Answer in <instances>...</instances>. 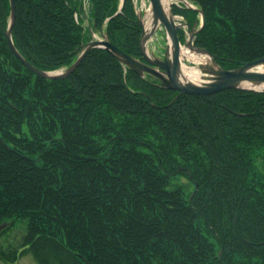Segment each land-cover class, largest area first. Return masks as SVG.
<instances>
[{
    "label": "trees",
    "instance_id": "obj_1",
    "mask_svg": "<svg viewBox=\"0 0 264 264\" xmlns=\"http://www.w3.org/2000/svg\"><path fill=\"white\" fill-rule=\"evenodd\" d=\"M189 1L205 17L194 43L220 66L264 56V0ZM14 2L12 41L39 69L68 66L93 32L140 55L132 0ZM9 10L0 0V225L23 229L5 261L264 264V91L178 94L100 47L44 78L9 48Z\"/></svg>",
    "mask_w": 264,
    "mask_h": 264
},
{
    "label": "water",
    "instance_id": "obj_2",
    "mask_svg": "<svg viewBox=\"0 0 264 264\" xmlns=\"http://www.w3.org/2000/svg\"><path fill=\"white\" fill-rule=\"evenodd\" d=\"M148 1L151 18V26L149 29H145V20L142 12H137V20L141 28V34L139 37L140 58L125 53L111 43L106 34H102V39L95 38L86 42L80 49L77 58L64 70L49 71L39 69L29 63L20 54L12 41L11 31L16 13L14 0H9V20L4 34L8 46L20 62L31 72L44 78H64L68 76L78 66L79 62L89 49L93 47H103L119 62L136 72L138 75L142 77L148 74L152 75L160 81L162 87L177 90L178 94H211L227 88L237 87L264 91V56L251 61L239 62V66L236 68L225 69L218 65L215 58L208 50L202 47H197L193 43L195 34L200 31L205 23L201 9H198L201 13V25L196 29L197 21L193 22L191 27L187 21L176 23L169 3L166 7L163 0ZM179 1L185 3L187 7L195 9V7L188 1ZM160 24L163 26L168 39L164 46L162 56L156 55L148 48V41ZM181 25L188 28V37L184 42L188 49L192 52L206 55L209 59L206 62H200L196 65L203 79L199 83H193L192 81L184 79L181 73L180 41L178 36V28ZM195 189H197V183H195ZM192 195L193 192L191 193L190 198ZM4 225L5 224L1 225L0 229Z\"/></svg>",
    "mask_w": 264,
    "mask_h": 264
},
{
    "label": "rangeland",
    "instance_id": "obj_3",
    "mask_svg": "<svg viewBox=\"0 0 264 264\" xmlns=\"http://www.w3.org/2000/svg\"><path fill=\"white\" fill-rule=\"evenodd\" d=\"M169 1L175 2V3L177 2L176 0H169ZM137 5H138V9L143 14L145 12L144 10H145L146 4L144 6L142 0H137ZM175 18H176V21L183 19L180 16H178V18L177 17ZM163 31H164L163 28L159 29L156 35V39H154V41L152 42H149V47L151 51L157 55H162L165 43L167 41ZM94 34L95 35H93V38H97L100 36L99 33H94ZM182 50L191 52L197 57L196 60H190L182 56V62L185 63L186 65L196 66L197 64H199V62H206L208 60L207 56L192 52L187 47H184ZM22 223L23 222L21 221H17L16 223L9 224L2 229V231L0 232V244H2V247L6 246V244L9 241L17 240L19 238L20 233H21V228L23 229ZM3 264H38V263L30 252L25 251L24 253H20L19 257L15 261L13 262L4 261Z\"/></svg>",
    "mask_w": 264,
    "mask_h": 264
},
{
    "label": "bare ground",
    "instance_id": "obj_4",
    "mask_svg": "<svg viewBox=\"0 0 264 264\" xmlns=\"http://www.w3.org/2000/svg\"><path fill=\"white\" fill-rule=\"evenodd\" d=\"M165 6L167 7L169 0H163ZM151 26V18H150V14L149 11L146 14L145 17V29H149V27ZM181 57L184 56L186 59H190V60H196L197 57L192 54L191 52L188 51H184L181 50L180 53ZM180 68H181V73L184 79H187L189 81H192L193 83H199L201 82L203 79L199 73V71L197 70L196 66H190V65H186L185 63L180 62ZM246 85V84H244Z\"/></svg>",
    "mask_w": 264,
    "mask_h": 264
},
{
    "label": "flooded vegetation",
    "instance_id": "obj_5",
    "mask_svg": "<svg viewBox=\"0 0 264 264\" xmlns=\"http://www.w3.org/2000/svg\"><path fill=\"white\" fill-rule=\"evenodd\" d=\"M4 262V259H3V256L2 255H0V264H3V262Z\"/></svg>",
    "mask_w": 264,
    "mask_h": 264
}]
</instances>
